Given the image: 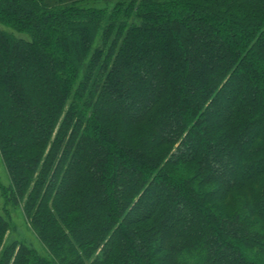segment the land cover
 Segmentation results:
<instances>
[{
    "label": "trees",
    "instance_id": "obj_1",
    "mask_svg": "<svg viewBox=\"0 0 264 264\" xmlns=\"http://www.w3.org/2000/svg\"><path fill=\"white\" fill-rule=\"evenodd\" d=\"M0 22L30 37L0 30V151L63 263L264 264V0H0ZM7 232L0 264L50 263Z\"/></svg>",
    "mask_w": 264,
    "mask_h": 264
},
{
    "label": "rangeland",
    "instance_id": "obj_2",
    "mask_svg": "<svg viewBox=\"0 0 264 264\" xmlns=\"http://www.w3.org/2000/svg\"><path fill=\"white\" fill-rule=\"evenodd\" d=\"M43 2L46 6L50 8H64L73 6H86L89 8L96 9H110L115 7L120 1L128 0H39ZM0 30H4L17 38L30 40L27 34L21 33L14 30L11 27H7L0 22ZM99 124V123H98ZM134 131H131V136L134 135ZM91 135V133H90ZM190 167L180 169L181 176L189 174ZM189 176V175H186ZM188 178V177H187ZM204 190H207L206 188ZM238 200L244 201L245 196L238 193ZM236 200V199H235ZM26 194H16L13 195L12 182L10 178V173L8 166L5 163L3 154L0 151V217L8 223V232L4 238L5 246L11 245L13 243L23 245L30 251H32L33 258H39L48 261L49 264H65L61 259L56 256V251L51 249L46 243V236L41 234L40 225L37 220H32L34 211H30V208H26ZM212 201V200H211ZM36 202V201H35ZM225 212H235V204H226L224 207ZM44 216L43 213H40ZM226 215V214H225ZM233 215V214H232ZM75 218V215H73ZM42 226V225H41ZM46 229L52 233H58L61 229H57L56 226L49 227L47 224ZM4 246V245H3ZM256 256H258L256 254Z\"/></svg>",
    "mask_w": 264,
    "mask_h": 264
}]
</instances>
